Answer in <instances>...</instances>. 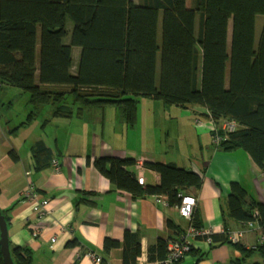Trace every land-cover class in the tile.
Returning <instances> with one entry per match:
<instances>
[{"label":"trees","instance_id":"obj_1","mask_svg":"<svg viewBox=\"0 0 264 264\" xmlns=\"http://www.w3.org/2000/svg\"><path fill=\"white\" fill-rule=\"evenodd\" d=\"M258 15L264 16V0H0V89L6 85L27 92L30 111L20 126L30 124L45 105L52 107V118L113 106L128 127L136 124L139 97L197 105L214 126L222 121L237 125L221 132L216 148L242 150L264 173V23L256 41ZM73 46L80 48L75 73ZM32 148L36 169L51 165L49 147L37 141ZM10 155L17 160L13 151ZM134 163L113 156L92 160L115 188L134 198L161 195L168 205L178 206L181 195L195 197L202 185L193 170L151 161H144V168L156 172L159 181L140 185L135 170H129ZM9 210H0L7 225ZM220 210L223 230L210 234L209 248L228 244L238 249L241 256L227 264H264V203L234 181ZM227 219L244 227L231 229ZM189 226L202 228L197 209ZM168 227L177 230L173 223ZM253 228L260 237L249 248L225 233ZM169 240L149 246L148 259L164 261ZM78 244L76 239L67 243ZM116 248H121V264H136L139 235L125 231L122 242L104 238L103 251ZM10 251L14 264H32L28 248L10 246ZM254 255L260 260L249 261Z\"/></svg>","mask_w":264,"mask_h":264},{"label":"crops","instance_id":"obj_2","mask_svg":"<svg viewBox=\"0 0 264 264\" xmlns=\"http://www.w3.org/2000/svg\"><path fill=\"white\" fill-rule=\"evenodd\" d=\"M79 55L80 48L73 46L72 72ZM54 88L67 89L62 85ZM6 100H0V104L13 108L11 99ZM25 105L16 119L12 116L4 119L0 113V210L10 209L7 225L10 246L28 248L32 264H121V248L105 252L103 241L110 238L122 242L125 231L139 235L140 255L136 264H156L148 259L149 246L160 239H176L189 226V221L180 217L177 206L158 203L154 196L134 198L129 192L115 188L93 167L94 157L173 162L199 173L202 185L195 196V209L202 228L213 233L223 230L220 208L231 182H239L253 198L264 203V176L260 169L242 150L216 148L210 134L212 121L203 107H181L189 111L183 115L182 123L190 128L201 123L199 127L204 130L197 135L199 149L185 153L167 148L155 152L144 148L141 138L135 140L136 126L128 127L113 106L102 111L87 109L80 116L74 114L67 118H52L50 114L49 118L44 117L49 122L43 124L44 119L39 120L43 117L41 109L31 122V128L36 130L32 135L28 131L29 124L20 126L30 111L28 100ZM37 141L51 149L59 170L55 171L51 165L35 168L32 147ZM24 148L26 151L22 154ZM12 151L17 160L10 155ZM129 170L134 171V166ZM143 177L147 185L159 181L158 174L147 168ZM35 196L49 201L48 213L43 217L33 211ZM168 223H173L177 230L169 228ZM227 224L231 229L244 227L230 219ZM259 237L260 231L253 228L240 242L245 248L253 247ZM73 239L79 244L68 246ZM193 246L198 252L185 256L182 263L227 264L230 259L241 256L238 249L228 244L209 248L204 237L193 240ZM90 251L99 256L101 262L95 263ZM201 253L204 255L198 259ZM258 260L260 257L254 255L250 261Z\"/></svg>","mask_w":264,"mask_h":264},{"label":"rangeland","instance_id":"obj_3","mask_svg":"<svg viewBox=\"0 0 264 264\" xmlns=\"http://www.w3.org/2000/svg\"><path fill=\"white\" fill-rule=\"evenodd\" d=\"M263 23L264 16L258 15L255 22L256 41ZM72 25V21L68 19L67 28L70 29ZM230 28L231 24H229L228 36L230 35ZM74 72L75 69L73 70V73ZM6 98L11 99L13 102V108H9L6 104H0V113L4 119H8L11 116L16 119V115L20 112L22 106L24 104L27 105L28 94L19 88L4 85L0 89V100H6ZM23 99L26 100L24 101ZM42 109L43 110L41 111V114H43V117L39 119L41 122L43 121L44 117H50L52 107L50 105H45ZM108 111H110V108ZM187 112L189 113V111L185 110V108H181V106L165 105L161 101H154L149 98L139 97L136 106V124L134 125L137 128V136L135 137V140L138 141L141 138L144 143V148H149L154 152L166 148L170 149L171 151L179 150L185 153H193L197 151L199 149L197 135H199L204 130L199 127L202 125L201 123L193 124L192 128L182 123V117ZM176 120L178 122H175ZM28 126V131L34 135L36 130L31 128L32 123ZM215 127L219 134L223 132L221 123H218ZM215 127L211 123L210 130L214 129ZM205 133H207L206 130ZM25 151L26 148L22 149V154H24ZM242 230L244 231V229ZM250 260H252V257L249 259V261Z\"/></svg>","mask_w":264,"mask_h":264},{"label":"built area","instance_id":"obj_4","mask_svg":"<svg viewBox=\"0 0 264 264\" xmlns=\"http://www.w3.org/2000/svg\"><path fill=\"white\" fill-rule=\"evenodd\" d=\"M214 126V124H213ZM221 126L223 129L222 133L232 132L237 128V125L233 121H222ZM215 127V126H214ZM213 133L211 134L212 143L217 145L221 140V135L218 133L216 127L212 129ZM215 132V133H214ZM143 160H135L134 170H135V178L138 181V184L144 185V177L143 172L144 168ZM52 168L57 171L59 170V163L56 159L51 161ZM264 176V173H262ZM29 191L25 192V195L28 196ZM156 202L168 205L166 197L161 195L154 196ZM48 199L41 198L38 199L35 196V201L33 204V211L39 216L43 217L46 213H48L47 205ZM196 207V198L192 195H181L180 204L177 206L178 213L180 217L186 220H190L192 213ZM213 233L210 229L203 228H194L192 226H188L184 233H182L178 238L172 239L168 241L167 245V254L162 262H156V264H184L182 263L185 256H187L193 246V240L195 241L198 236L205 237L206 243L211 242L210 234ZM228 235L229 240L233 242H238L242 239L244 235V231H227L225 232ZM89 255L92 257L95 263L101 262V258L97 256L95 253L90 252Z\"/></svg>","mask_w":264,"mask_h":264},{"label":"water","instance_id":"obj_5","mask_svg":"<svg viewBox=\"0 0 264 264\" xmlns=\"http://www.w3.org/2000/svg\"><path fill=\"white\" fill-rule=\"evenodd\" d=\"M0 252L3 260V264H14L11 256L8 226L4 218V215L0 212Z\"/></svg>","mask_w":264,"mask_h":264}]
</instances>
